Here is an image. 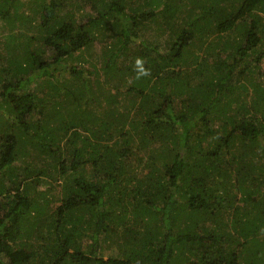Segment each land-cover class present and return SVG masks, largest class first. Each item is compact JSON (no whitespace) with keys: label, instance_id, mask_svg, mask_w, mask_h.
<instances>
[{"label":"trees","instance_id":"1","mask_svg":"<svg viewBox=\"0 0 264 264\" xmlns=\"http://www.w3.org/2000/svg\"><path fill=\"white\" fill-rule=\"evenodd\" d=\"M0 20V264H264V0Z\"/></svg>","mask_w":264,"mask_h":264},{"label":"rangeland","instance_id":"2","mask_svg":"<svg viewBox=\"0 0 264 264\" xmlns=\"http://www.w3.org/2000/svg\"><path fill=\"white\" fill-rule=\"evenodd\" d=\"M87 11V10H86ZM77 12V18L80 20L81 19V16L82 15H87V12H83L82 11V9H80V10H77L76 11ZM9 25L10 24H7V23H3L2 22V20H0V41L4 38V37H6V34L9 32ZM1 43V42H0ZM1 46V45H0ZM100 46V42H98V41H96L94 44H93V46L91 47L92 49H91V55H92V57H90L89 55L86 57V58H88L89 60H93V59H96V55L99 53V51H100V49L98 48ZM88 59L87 60H80V61H73L74 63H76L77 64V66H83V67H85V68H89V69H91L92 68V66H91V64L88 62ZM95 62H97V59H96V61ZM29 161V160H28ZM54 178L55 179H53V185L54 186H56L57 187V190L56 189H54L53 190V192L55 193V194H57L58 193V191H59V187H60V185H61V183L63 182V176H58L57 174H54ZM43 180L44 179H42V180H40V182H39V186L40 187H44V185H45V187L47 186V184H45V183H43ZM115 252H114V249H112V248H106L105 250H104V252H103V256L104 257H107V256H110L111 254H114Z\"/></svg>","mask_w":264,"mask_h":264},{"label":"clouds","instance_id":"3","mask_svg":"<svg viewBox=\"0 0 264 264\" xmlns=\"http://www.w3.org/2000/svg\"><path fill=\"white\" fill-rule=\"evenodd\" d=\"M135 65H136V68L138 69L137 79H139L141 76L150 75V70L149 69H145L143 67L144 60L142 58H139V57L136 58Z\"/></svg>","mask_w":264,"mask_h":264}]
</instances>
